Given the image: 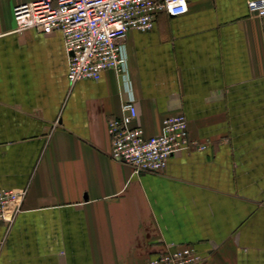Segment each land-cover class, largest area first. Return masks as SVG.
I'll list each match as a JSON object with an SVG mask.
<instances>
[{
    "label": "crops",
    "instance_id": "crops-1",
    "mask_svg": "<svg viewBox=\"0 0 264 264\" xmlns=\"http://www.w3.org/2000/svg\"><path fill=\"white\" fill-rule=\"evenodd\" d=\"M0 0V264H140L192 244L202 264H264V16L248 0H188L124 38L127 76L70 84L59 31L16 30ZM147 136L185 116L203 148L155 173L113 160L107 121L129 97Z\"/></svg>",
    "mask_w": 264,
    "mask_h": 264
},
{
    "label": "built area",
    "instance_id": "built-area-1",
    "mask_svg": "<svg viewBox=\"0 0 264 264\" xmlns=\"http://www.w3.org/2000/svg\"><path fill=\"white\" fill-rule=\"evenodd\" d=\"M247 8L257 17L264 16V0H248ZM187 9L188 0H35L15 5L12 13L18 31L62 34L67 79L73 84L82 79L96 81L108 69L127 76L126 33L130 29L150 30L160 11L177 16ZM136 118L130 93L121 115L107 121L110 157L129 165L136 174L161 171L172 155L190 146L203 148L190 140L187 120L181 113L165 116L161 132L151 136L134 123ZM22 198L23 192L0 189V221H12ZM204 259L192 244H177L140 264H202Z\"/></svg>",
    "mask_w": 264,
    "mask_h": 264
}]
</instances>
